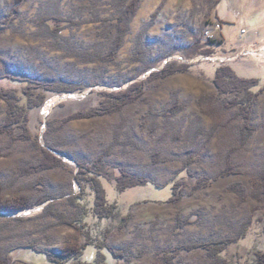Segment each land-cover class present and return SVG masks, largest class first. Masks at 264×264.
<instances>
[{"label": "rangeland", "instance_id": "374dc122", "mask_svg": "<svg viewBox=\"0 0 264 264\" xmlns=\"http://www.w3.org/2000/svg\"><path fill=\"white\" fill-rule=\"evenodd\" d=\"M118 12V0H0V88H15L10 78L78 88L44 92V103L27 114L30 140L16 139L20 130L13 138L0 135V199L28 205L0 213V256L12 252L13 264H26L36 259L31 248L57 254L87 242V263L99 248L106 264H211L204 249L188 247L230 240L225 257L251 264L254 252L264 251V197L255 198L264 170V92L251 110L253 132L242 142L237 109L221 107L235 94L219 95L211 80L216 68L229 66L238 78L257 79L264 87V0H141L114 60L102 61ZM219 22L214 55L183 52L207 41L203 32ZM241 29L247 30L242 38ZM173 63L192 69L150 78ZM137 82L142 96L121 111L64 122L99 105L102 91H123ZM174 93L183 109L166 118ZM5 116L0 97V124ZM195 119L205 133L193 138ZM42 148L63 165L30 170L42 159ZM226 155L233 174L194 190L197 180L223 169ZM97 158L110 178L119 166L148 181L118 192L113 179L102 180L115 210L100 220L81 206L90 208L94 194L77 179L79 165L90 167ZM186 160L191 177L177 176ZM175 180L185 187L173 203L168 200ZM234 185L244 189V200L231 190Z\"/></svg>", "mask_w": 264, "mask_h": 264}, {"label": "trees", "instance_id": "16d2710c", "mask_svg": "<svg viewBox=\"0 0 264 264\" xmlns=\"http://www.w3.org/2000/svg\"><path fill=\"white\" fill-rule=\"evenodd\" d=\"M119 1V12L116 17V23L113 26L114 37L112 39V44L109 47L108 53L101 57L100 60L111 62L114 60L116 53L121 48L123 44V39L127 34L129 24L133 17L135 16L139 3L141 0H118ZM9 20V19H8ZM50 20V18H48ZM55 21H59L54 19ZM61 20V19H60ZM5 22V21H4ZM63 22V21H61ZM222 26V22H219ZM60 27L54 29V33L58 34ZM144 31L140 32L136 37V45L142 44ZM216 47L215 41L207 40L203 43L197 41L191 47L185 49L183 52L186 54L189 53L192 56L202 55L205 57L212 56L215 54L214 48ZM154 65L151 64L150 67ZM192 69L191 65H178V64H167L159 72H154L151 74L150 78H160L165 79L169 76L176 74H185L190 72ZM11 83H13L15 88H0V97L6 104V116L3 122L0 124V135H7L14 137V132L20 130L21 133L16 135V139L30 140L31 135L28 129V112L30 109L41 106L45 101L44 92L52 93H71L75 90H78L77 87L64 85L61 83H51V82H38L31 81L28 79L16 80L10 78ZM4 80V79H0ZM6 80V79H5ZM212 84L216 88L219 95H228L235 94L232 99H224L221 103V107L227 111L231 108L237 109V115L241 118L243 124L241 126V138L242 142H245L250 134L253 132V128L250 126V117L251 110L257 100V98L264 92V87L260 85V82L257 79H243L238 78L234 71L229 66H219L214 72L212 78ZM38 94L34 97L33 91H37ZM143 94V84L141 82L134 83L128 89L117 92H104L100 93L101 100L99 105L91 107L84 111H79L73 113L64 119V122L70 120H81V119H92L97 117H104L112 115L116 112L121 111V109L136 101ZM241 95V96H240ZM239 96V97H238ZM211 97H202L203 100H209ZM177 94H173V105L170 108L164 110L163 115L166 118L180 112L183 107L181 104L177 103ZM200 119H195L194 123L196 124V131L192 137L196 138L199 135L204 134V129L201 127ZM189 135V133L187 134ZM43 154L42 159L30 167L32 171H41L50 168H55L62 166L63 162L61 159L53 156L51 152H48L45 149H41ZM102 160L97 158L90 167H83L79 165V175L77 179L87 183L91 190L93 191L92 206L86 208L83 204L81 205L85 209H88L89 216L93 219L100 220L108 218L113 211L115 206L112 203H109L107 199V193L105 188L101 185L102 180L109 181L113 179L115 182V187L118 192H123L127 189H131L136 186H143L148 184V181L141 178H136L130 175L128 172L122 170L119 166H114V169L117 170L118 175L110 178L106 173L102 171ZM190 161H185L182 169L176 175H186L191 177L189 173ZM233 174V165L230 163L229 156H224V167L220 170L214 177H203L196 181L193 186L194 190L208 188L213 182L220 178H225ZM179 179V178H178ZM258 188L255 198L259 196L264 197V170H261L258 174ZM185 185L179 180L172 182L170 186L171 194L168 201L176 203L180 201L182 197V190ZM231 190L234 191L240 198V200L245 199L244 189L240 186H232ZM28 208L27 204H16L10 205L3 202L0 199V213L2 212H18ZM84 209V210H85ZM83 217H87L84 215ZM71 227H76V225H71ZM262 235L264 236V227H262ZM244 234H242L238 239L242 240ZM233 241L230 240H217L210 241L205 243H199L196 245H191L188 248H200L204 249L207 252V256L211 259V264H232L231 260H228L224 253L229 245ZM89 243L85 242L80 246H67L60 249L57 254L52 252H42L35 249H29L32 254L36 257L34 261H31L26 264H106L104 260V255L99 250H96V257L93 263H87L82 260L84 250L89 247ZM108 251L116 255L115 251L108 249ZM14 255L12 252H7L4 257L0 256V264H13ZM167 257H165L166 259ZM169 261V259H166ZM170 262V261H169ZM168 263V262H166ZM251 264H264V251H255L254 259Z\"/></svg>", "mask_w": 264, "mask_h": 264}, {"label": "built area", "instance_id": "2783aa9c", "mask_svg": "<svg viewBox=\"0 0 264 264\" xmlns=\"http://www.w3.org/2000/svg\"><path fill=\"white\" fill-rule=\"evenodd\" d=\"M221 26L219 23H215L211 27L207 28L203 32V36L207 40H212L213 42L218 39V36L220 34ZM247 30L241 29L239 37L242 38L246 34Z\"/></svg>", "mask_w": 264, "mask_h": 264}, {"label": "crops", "instance_id": "0c3cea01", "mask_svg": "<svg viewBox=\"0 0 264 264\" xmlns=\"http://www.w3.org/2000/svg\"><path fill=\"white\" fill-rule=\"evenodd\" d=\"M235 8H236V7H235ZM235 10H236V9H235ZM236 15H237V14H236ZM236 15H235V16H236Z\"/></svg>", "mask_w": 264, "mask_h": 264}]
</instances>
